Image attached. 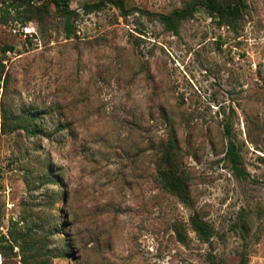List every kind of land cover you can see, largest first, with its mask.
<instances>
[{
    "label": "rangeland",
    "instance_id": "rangeland-1",
    "mask_svg": "<svg viewBox=\"0 0 264 264\" xmlns=\"http://www.w3.org/2000/svg\"><path fill=\"white\" fill-rule=\"evenodd\" d=\"M93 1L69 0L78 12L69 37L47 2L24 21L9 8L0 22L7 101L46 112L44 135L0 133V234L62 218L47 243L65 240L69 254L50 264H264V0H245L234 28L199 7L177 34L140 11L184 0L82 14ZM169 124L189 205L155 176ZM228 138L239 173L225 158ZM47 169L58 183L39 184ZM193 212L212 227L210 244L193 231ZM6 244L0 264H20Z\"/></svg>",
    "mask_w": 264,
    "mask_h": 264
},
{
    "label": "trees",
    "instance_id": "trees-1",
    "mask_svg": "<svg viewBox=\"0 0 264 264\" xmlns=\"http://www.w3.org/2000/svg\"><path fill=\"white\" fill-rule=\"evenodd\" d=\"M35 2L39 5L45 2L51 4L54 13L63 20L62 28L65 36L73 31V23L78 16L76 9L69 5V0H0V22L6 21L8 9L14 11L13 20L24 21L28 17L24 16V12L30 11ZM117 7L122 14H126L123 0H97L93 2H84L81 4L82 14H88L96 10H100L106 4ZM205 9L207 15L215 20L218 26H226L234 28L237 21L242 17L246 9L245 0H184L179 7H174L166 13L140 11L145 15L156 20L163 28L172 34H177L180 23L186 19L192 18L197 8ZM6 47L3 52L10 50ZM8 82V74L4 70L2 60H0V133H11L15 130H23L28 135H44L41 127V120L46 112L36 108L17 109L7 101L6 88ZM225 131L228 132V126L225 124ZM158 153L154 161V171L160 186L168 193L175 196L179 202L189 205V189L187 178L181 168L178 157L177 136L173 127L169 124V131L165 141H159ZM225 158L229 165L236 172H240V158L236 145L228 138L225 147ZM49 169L44 172L39 179V184L58 183ZM61 194L58 193V198ZM59 215L60 210L55 209ZM189 223L197 235L198 239L206 244H210L213 235V229L209 223L193 212L188 216ZM64 224L63 219L53 222L46 230L38 226L37 231L26 228L23 232L7 231V238L0 234V239L7 242L6 246L11 250L13 245L18 247L20 251V264H50V261L56 257H67L68 243L64 240L59 247H50L47 243L49 234H62L61 227ZM210 264H222L221 261L210 260ZM241 264V263H240Z\"/></svg>",
    "mask_w": 264,
    "mask_h": 264
}]
</instances>
